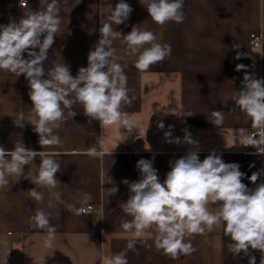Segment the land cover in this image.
<instances>
[{
  "label": "crops",
  "instance_id": "1",
  "mask_svg": "<svg viewBox=\"0 0 264 264\" xmlns=\"http://www.w3.org/2000/svg\"><path fill=\"white\" fill-rule=\"evenodd\" d=\"M24 1L33 11L43 10L50 2ZM118 2L59 0L61 25L44 61L46 73L49 67L61 62L73 76L79 68L87 67V55L99 39L104 10ZM124 2L132 12L125 23L113 25L117 31L126 35L133 25H138L141 30L154 32L159 42L171 45L169 58L141 72L133 58L126 55V46L120 41L113 44L122 57L120 62L126 65L129 96L134 97L131 105L122 107L126 118L136 124L131 131L122 126H104L95 120L89 123L82 106L76 104L71 111L77 114L68 117L66 109L68 119L55 130L61 145L41 146L34 126L28 123V81L23 74L16 77L0 70V145L11 150L20 141L26 149L53 156L61 169L55 173V189L36 185L32 177L38 174L37 155L24 166L19 178L9 176L8 184L0 187V264H104L105 257L122 251L127 252L128 264H248V256H235L229 251L230 238L219 225L191 238L196 251L176 260L156 250L154 230H147L137 240L135 251L127 250L131 234L120 225L131 217L122 211L121 204L131 193L122 181L138 180L136 162L149 159L163 182L170 162L192 148L170 141L182 140L187 133L196 142L200 160L214 151L225 163L238 164L245 173L242 182L250 189L255 187L248 177L264 170V155L257 154L251 146H232L234 130L246 128L250 135L257 134L245 114L238 108L233 110L236 105L232 98L241 90L245 74L264 81V48L257 49L249 43L254 34H261L264 42V0H184V21L164 26L148 17L144 0ZM24 10L21 0H0V25L18 20ZM237 65L244 67L237 70ZM213 110L224 113L220 128L210 122ZM177 113L180 117L175 116ZM161 122L163 128L158 126ZM166 132H170L167 138ZM94 146L101 151L108 149L109 153L115 148L111 155L93 158L87 155V149ZM103 173L118 186L114 196L108 197L105 192L112 184L102 185L107 179ZM259 182H264V176ZM34 187L43 194V202L30 196L29 190ZM53 191L61 194L63 203L54 199ZM84 193L91 194L88 204L81 203ZM49 201L55 206L49 207ZM68 204L88 208L90 212L77 215L75 210L68 209ZM40 209L48 214L50 225L56 229L51 247L45 243L47 230L35 227L32 220ZM249 254L255 257L256 264H261L259 250L249 249Z\"/></svg>",
  "mask_w": 264,
  "mask_h": 264
},
{
  "label": "clouds",
  "instance_id": "2",
  "mask_svg": "<svg viewBox=\"0 0 264 264\" xmlns=\"http://www.w3.org/2000/svg\"><path fill=\"white\" fill-rule=\"evenodd\" d=\"M144 5L148 17L157 25L184 21V0H144ZM24 9L18 20L0 25V70L16 77L23 74L28 81L31 100L28 123L34 126L39 144L44 147L61 145L62 141L55 130L68 117L77 114L71 111L76 104L82 106L89 123L95 120L104 126H122L129 131L135 128V122L122 113V107L131 105L134 97L129 96L128 77L124 71L126 65L120 62L122 57L117 55L113 44L115 41L123 43L126 55L133 58L135 67L141 72L169 58L171 45L159 42L154 32L141 30L138 25H133L126 35L117 31L113 25L125 23L132 12L128 3L119 0L115 7L108 5L104 10L99 39L87 55V67L79 68L73 76L70 68L61 62L49 67L46 73L44 61L48 59V50L61 25L59 0H50L43 10L33 11L27 4ZM243 67L237 65L236 69ZM232 99L236 105L233 110L238 108L251 121V127L257 130L254 135H250L246 128L234 130L232 146H251L257 154L264 155V81L245 74L241 90L236 91ZM66 109L69 110L68 117L65 116ZM211 115L213 120L210 122L222 127L223 111L213 110ZM175 116L180 117L179 113ZM158 126L164 127L162 122ZM168 136L170 132L165 133V137ZM237 140L239 143H236ZM170 142L185 143L192 148L184 156L170 162V171L163 182L149 159L136 162L140 173L138 180L122 181L131 193L121 204L122 211L131 217L120 225L126 233L131 234L127 250L135 251L137 240L147 230H154L156 250L176 260L181 255L188 256L196 251L191 238L211 232L219 225L223 227L224 235L230 238L228 248L233 255L243 253L248 256V264H256L249 249L259 250L262 253L261 264H264V182L257 183L264 176V170L253 172L248 177L255 185L250 189L242 182L245 173L239 170L238 164L225 163L214 151L200 160L196 142L189 134L185 133L182 140L175 138ZM113 149L109 153L108 149L101 151L94 146L87 149V155L102 158L105 153L111 155ZM37 155L40 157L38 174H33L32 182L50 190L55 189L58 183L55 173L61 170L60 164L46 152L26 149L20 141L11 150L0 145V187L8 184L9 176L19 178L24 166ZM102 175L107 176L102 185L112 184L111 188L105 190L107 196H114L118 186L107 173ZM29 194L38 202L44 200L43 194L35 187L29 190ZM51 195L63 203L59 192L53 191ZM91 199V194L84 193L81 203L88 204ZM48 206L55 205L49 201ZM66 206L69 210H75L77 215L89 211L72 204ZM32 220L35 227L47 230L45 243L51 247L56 229L50 225L48 214L42 209L37 210ZM104 264H128L127 252L105 257Z\"/></svg>",
  "mask_w": 264,
  "mask_h": 264
},
{
  "label": "built area",
  "instance_id": "3",
  "mask_svg": "<svg viewBox=\"0 0 264 264\" xmlns=\"http://www.w3.org/2000/svg\"><path fill=\"white\" fill-rule=\"evenodd\" d=\"M25 4H26L25 1L21 0V5L25 6ZM249 43L254 48H257V49H263L264 48V42L262 40L261 34L252 35L251 38H250V42ZM88 210L89 211L86 214H88L90 212V209H88Z\"/></svg>",
  "mask_w": 264,
  "mask_h": 264
}]
</instances>
